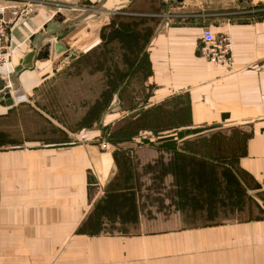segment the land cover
Here are the masks:
<instances>
[{"label":"crops","instance_id":"0c3cea01","mask_svg":"<svg viewBox=\"0 0 264 264\" xmlns=\"http://www.w3.org/2000/svg\"><path fill=\"white\" fill-rule=\"evenodd\" d=\"M5 2L28 3L34 13L9 32L12 67L0 66V78L12 88L14 105L0 106L1 116L30 107L53 125L31 101L53 75V61L66 58L67 52L56 54L53 46L68 45L78 60L100 45V29L115 17L143 20L140 28L150 30V74L146 105L138 108L160 106L171 113L168 123L177 120L182 129L220 126L230 136H240L243 155L237 167L246 196L261 214L185 226V215L173 213L176 200H163L160 204L169 207L164 212L149 204L147 219L142 214L145 200L137 197L135 229L86 231L83 225L96 202L105 199L118 176L115 155L126 152L135 163L128 167L132 174L141 173L161 153L155 149L140 160L146 151L134 138L103 149L100 134L55 126V139L64 142L47 138L0 148V264H264V0H0ZM205 28L214 37L231 38L232 68L215 67L199 56ZM33 50L35 56L47 51L50 56L12 80L14 69ZM116 105L115 100L103 116L110 125L139 111ZM140 181L151 183L150 176ZM162 183L169 189L173 177L166 175Z\"/></svg>","mask_w":264,"mask_h":264},{"label":"trees","instance_id":"16d2710c","mask_svg":"<svg viewBox=\"0 0 264 264\" xmlns=\"http://www.w3.org/2000/svg\"><path fill=\"white\" fill-rule=\"evenodd\" d=\"M121 19L115 17L109 25L102 27L99 31L100 45L69 66L73 67L84 59L87 60L93 51L104 50L112 42H117L121 46L120 49L127 53L123 56L124 70L118 71L113 65L112 74L108 75L109 78L112 76V80L106 83L107 89L102 92L101 100L89 109L92 122L95 121L93 116H98L109 108L115 96L122 106V100L127 99L125 93L128 81L142 71V64L146 67V78L150 74L146 52L150 30L143 28L144 32H140L143 20L121 22ZM140 104L130 108L122 106L126 111L131 112L135 109L139 111L119 122V127L107 141L117 147L124 142H133L134 138L138 140L137 147L156 144L154 147L161 155L153 164L144 165L141 173L132 174L129 173L128 167L135 163L133 164L130 157L124 155L126 152L115 155L118 176L109 185L105 199L96 202L93 212L83 225L86 231L125 232L123 230L129 225H135L136 198L144 199L142 191L145 190L147 193L149 190L143 189L145 182L140 181V178L145 176H150L151 183L148 188L153 190L156 196L159 194L160 199L176 200L175 205H180L184 210L192 211L211 204L215 207L216 204L222 205V203L226 204L227 208L241 209L248 202L254 203L246 196L242 184V172L237 167V161L243 155L240 136L236 134L230 136L228 130H219L220 126L182 129L185 126L177 120L172 124L168 123L166 118H169V112L164 108L159 106L142 110L143 108L138 107H144L146 101L144 105ZM94 109L96 112L92 114ZM187 137L190 138L183 140ZM150 138H153L154 142H151ZM10 142L12 143L6 134L0 132V148L11 144ZM166 153L169 154L167 161ZM168 174L173 177V183L169 189H166L161 185ZM133 175H136L135 181ZM160 201L162 203L163 200Z\"/></svg>","mask_w":264,"mask_h":264},{"label":"rangeland","instance_id":"374dc122","mask_svg":"<svg viewBox=\"0 0 264 264\" xmlns=\"http://www.w3.org/2000/svg\"><path fill=\"white\" fill-rule=\"evenodd\" d=\"M139 30H141V33L144 32L143 28ZM120 47L117 42H112L104 50L93 51L87 60L84 59L73 67H62L58 64L60 63L59 60L53 61L51 68H54L57 73L46 78L43 85L31 98L34 105L37 108L41 107L46 112V115L52 119L53 125L47 124L48 121L37 115L30 107H24L12 115H0V132L6 134L8 140L12 141V143L10 142L11 144L5 145L3 148L15 147L21 143L37 139L42 141L49 139L53 143L64 142L55 139L57 138L55 136H59L57 130H55L58 126L74 132H95V134H100L103 137L99 142L100 147L102 141H106L105 143L107 144V140L111 137L110 135L119 127L118 124L110 125L106 119L103 120V116L107 115L108 109L98 116H93L95 121L92 122L91 115H89L91 110L89 109L93 105H97V102L101 100L102 92L107 89L106 83L108 80H112V76L109 78L108 75L112 74L113 65L116 66L118 71L124 70L123 56L127 53ZM102 54L104 55L101 58ZM146 74V67H143L142 64V71L138 72V75H134L135 77L132 76L128 81V88H126L127 92L125 93L127 99L122 100V106L130 108L135 104H143L144 101H147L148 91L145 83L148 77L146 78ZM115 100L117 101L116 106L124 110L118 102L117 96L113 98L112 103ZM93 112H96V109L92 111V114ZM52 136L53 138H50ZM138 148L146 151L145 155L143 153L140 154V160L147 159L151 155L150 151L155 150V147L150 145H142ZM149 186V183L145 182V188L143 189L149 190L147 193L145 190V193L142 191L143 189L141 190L145 200V205L142 206V214L147 219L151 218L148 210L149 204H155L157 209L163 212L169 210V207H166L164 203L160 204V200L166 199H160L159 194L156 196L154 191L148 188ZM162 193L166 195L164 192ZM224 206L226 208H223ZM175 212L185 215L186 218L181 221L182 225L185 226L220 224L225 222V219L243 220L261 214L249 202L241 209L227 208V205L222 203V205L216 204L215 207H213V204L211 206L206 205L203 208L192 209V211L184 210L180 205H175L173 213ZM197 216L200 218H197ZM128 227L123 231L130 232V229H135L136 226L129 225Z\"/></svg>","mask_w":264,"mask_h":264},{"label":"built area","instance_id":"2783aa9c","mask_svg":"<svg viewBox=\"0 0 264 264\" xmlns=\"http://www.w3.org/2000/svg\"><path fill=\"white\" fill-rule=\"evenodd\" d=\"M34 13L33 5L16 3L0 4V66H11L13 45L9 32L16 28L25 18ZM233 42L227 35L214 37L210 29L202 31L200 39L199 56L215 67L233 66ZM106 141H102L101 147H107Z\"/></svg>","mask_w":264,"mask_h":264},{"label":"water","instance_id":"95a60500","mask_svg":"<svg viewBox=\"0 0 264 264\" xmlns=\"http://www.w3.org/2000/svg\"><path fill=\"white\" fill-rule=\"evenodd\" d=\"M96 10L97 9H94L93 11H96ZM79 20H81V19L79 18V19H76L74 21L68 22L65 26H63L62 30H64L66 28V26H70L71 24H73ZM55 34H56V32L54 34L49 35L47 38H49L50 36H53ZM53 48H54V52L56 54H61V53L67 52L65 60L61 61L59 63V66H62V67L68 66L71 62L75 61L79 56L76 53L70 52V47L68 45L55 44L53 46ZM35 53H36L35 50L31 51L30 53L27 54V56L24 58V60H22L19 63V65L14 69V75L12 76V80H15L17 74H19L23 70L32 69L34 62L44 60L46 58H49V56H50L49 51H47L44 55L35 56ZM55 73H57V71L53 70V74H55ZM11 91H12V88L6 86L5 82L0 78V98L3 99L0 102V106L5 107V108H11L14 105L13 100L11 99V96H10Z\"/></svg>","mask_w":264,"mask_h":264}]
</instances>
